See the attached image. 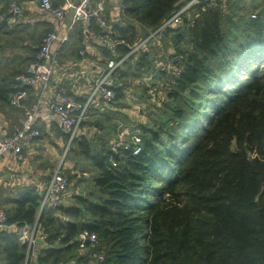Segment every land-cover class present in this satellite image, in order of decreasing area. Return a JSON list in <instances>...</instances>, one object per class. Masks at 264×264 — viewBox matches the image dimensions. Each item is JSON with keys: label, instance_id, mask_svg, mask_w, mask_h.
<instances>
[{"label": "trees", "instance_id": "trees-1", "mask_svg": "<svg viewBox=\"0 0 264 264\" xmlns=\"http://www.w3.org/2000/svg\"><path fill=\"white\" fill-rule=\"evenodd\" d=\"M187 1L122 0L120 19L112 23L115 51L98 47L106 59H120ZM218 3H195L182 25L162 32L161 42L168 35L173 40L166 56L180 53L183 59L179 72L157 69L166 95L160 117L140 125L138 153L121 148L112 154L105 140L92 143L84 133L73 138L67 151L74 148L90 161L95 188L41 211L48 234L38 248L40 261L91 264L77 240L88 228L100 238L108 264H264V0ZM50 28L38 33L22 66L2 73L0 64V99L8 103L18 87L15 74ZM72 36L77 51L81 23ZM155 43L117 66L110 102L125 97L127 75L150 66ZM11 201L4 207L7 223L19 228L34 221L40 201L35 188L27 186ZM25 250L16 229H0L2 264H23Z\"/></svg>", "mask_w": 264, "mask_h": 264}, {"label": "built area", "instance_id": "built-area-1", "mask_svg": "<svg viewBox=\"0 0 264 264\" xmlns=\"http://www.w3.org/2000/svg\"><path fill=\"white\" fill-rule=\"evenodd\" d=\"M122 0H39L40 8L50 14L56 22H60L65 15L72 11L71 21L63 29L59 25L47 30L40 38L38 49L29 62L18 71L14 79L17 88L8 94V103L16 107H24V112L13 124L11 131L2 132L0 120V155L10 153L15 157H21L22 151L29 147L32 141L40 136V128L36 122L55 123L66 135L64 152L70 146L74 137L83 133V122L90 115L92 107H98L102 102H110L114 97V91L109 87L113 80V72L127 54L140 48H147L152 42H158L162 32L166 29L178 27L184 23L185 16L192 5L203 2L206 7L218 6V0H188L154 28H148L143 36H139L131 49L120 59H106L97 75L93 78L90 87L85 91L83 98H77L73 93L58 88L53 77L60 67L58 51L69 40L70 33L77 23H81L83 33V45L77 52L83 55L87 45H101L110 52H114L116 41L111 34L112 23L120 19ZM8 11L15 17H22L23 6L17 0H11ZM252 16L255 13L251 14ZM182 54L168 56L157 69L180 70ZM154 73H150L146 79L151 80ZM34 90V100L25 105L28 97V89ZM148 93L156 97L155 88L148 87ZM140 129L130 128L125 136L119 134L111 140L110 151L112 154L120 153L121 148H128L133 154L141 150ZM112 165H116V159L111 155ZM69 179L64 173L63 162L60 161L49 172L47 177L39 176L34 180L35 189L40 194V201L35 219L32 223H25L16 228L7 223V214L0 204V229H16L20 239L26 244L23 264H48L38 259V248L46 243L47 231L40 221L41 211L48 206H56L62 201ZM80 250L87 251L92 264H108L106 251L100 238L94 230L83 228L77 235ZM0 264L2 261L0 260Z\"/></svg>", "mask_w": 264, "mask_h": 264}, {"label": "crops", "instance_id": "crops-1", "mask_svg": "<svg viewBox=\"0 0 264 264\" xmlns=\"http://www.w3.org/2000/svg\"><path fill=\"white\" fill-rule=\"evenodd\" d=\"M19 1L24 8L22 17L12 15L8 8H5V0H0V64L3 67L1 68L2 73L13 67L22 66L24 59L28 60L31 57L33 48L39 39L37 35L41 30L54 27L56 24L60 29H63L71 21L72 11H69L58 23L50 14L40 8L39 0ZM73 39V36L71 39L69 38L70 41L58 51L60 67L52 82L55 83L54 86L57 85L58 88L73 93L81 99L101 66L105 64L107 57L95 44L87 45L84 54L80 55L76 51V43ZM4 51L7 53L4 54ZM3 56L5 60L2 58ZM28 92L25 105H29L34 100V90L29 88ZM23 112L24 107H14L0 99L2 132L11 131L13 124ZM35 124L40 128L42 134L22 151L21 157H15L8 152L0 155V203L5 208L12 205L11 200L24 188L27 186L35 188L34 180L39 176L47 177L56 166L59 155L57 154L59 153L58 148L61 143L55 142V135L61 132L64 137V144L61 147L66 144V135L55 123L36 122ZM53 160L57 163L53 165L52 162L53 166L51 167L50 162ZM10 227L13 228L14 225Z\"/></svg>", "mask_w": 264, "mask_h": 264}, {"label": "rangeland", "instance_id": "rangeland-1", "mask_svg": "<svg viewBox=\"0 0 264 264\" xmlns=\"http://www.w3.org/2000/svg\"><path fill=\"white\" fill-rule=\"evenodd\" d=\"M17 1L21 4L19 0ZM249 12L250 11H248V13ZM138 29L139 34L142 28L138 26ZM166 37L167 38L162 42L159 40L155 43L151 51V55L155 58L153 57L150 61L149 67L146 65L144 68L135 69L133 75L130 73L124 78L126 90L125 97L113 103L102 102L97 107L96 112L88 116V121L86 124L82 125V130L84 135L90 139L92 143L98 144L100 140H105L110 146L111 140L115 139L119 134L125 136L130 128L137 127L140 129L141 124H147L151 122L153 118L160 117V108L162 107L161 100L166 95L167 82L164 78L161 79L156 77L157 66L166 60L168 52L174 50L172 38L169 37V35ZM182 43L183 45L185 44V42ZM5 53H7V51H4V54ZM2 58L5 60L4 56ZM150 73H154V76L151 80H148L146 77ZM115 75H117V72ZM152 86L157 93L156 97L148 95V87ZM58 134L55 135V142L58 144L61 143L62 146L64 144V137L61 132ZM61 146L58 148L59 153L57 154L59 155L57 159L58 162L61 159L62 162L65 163H63V170L69 179V185L61 202L70 203L73 201L74 193L87 194L90 189H94L95 187L91 180L92 168L90 161L85 159L82 155L75 153L74 148L64 152L65 146ZM232 147H235L234 143ZM51 163L54 165L57 161H51L50 165ZM53 165H51V167ZM80 169H85V171Z\"/></svg>", "mask_w": 264, "mask_h": 264}]
</instances>
